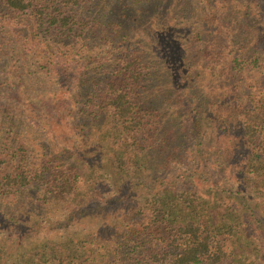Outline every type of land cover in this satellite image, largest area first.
<instances>
[{
  "label": "trees",
  "instance_id": "16d2710c",
  "mask_svg": "<svg viewBox=\"0 0 264 264\" xmlns=\"http://www.w3.org/2000/svg\"><path fill=\"white\" fill-rule=\"evenodd\" d=\"M33 189L109 229L28 264H264V0H0V198Z\"/></svg>",
  "mask_w": 264,
  "mask_h": 264
},
{
  "label": "rangeland",
  "instance_id": "374dc122",
  "mask_svg": "<svg viewBox=\"0 0 264 264\" xmlns=\"http://www.w3.org/2000/svg\"><path fill=\"white\" fill-rule=\"evenodd\" d=\"M62 134H66L69 138L73 137L75 142L79 138L77 137L78 133L76 131L72 133L62 131ZM91 142L96 145L95 139H92ZM76 143H78V141ZM93 149L97 148L93 147ZM93 158L95 161L100 162L101 160L99 157ZM191 173V169L184 164L181 166L176 165L165 170L164 178L167 180V184H172L179 181V179H175V175H180L179 178L183 180L186 175ZM183 174H185V176H183ZM135 177H137L138 183L143 184L144 181H148L144 178L138 179V176L127 179ZM127 179L120 180L115 184L111 180V190L120 197L119 203L113 207L114 212H116L119 205L120 209H123L130 203L134 204L140 202L147 196L145 194L146 188L144 185L138 184L137 188L129 189L127 186ZM108 182H110V180H108ZM44 194L45 193L42 191H35L33 189L25 193L24 196L16 197L15 201H12V198H0V264H28L32 260L40 262L42 257L47 259L53 254L54 244L52 245L51 254L47 253L44 255L46 252L45 246L49 242L54 243L61 240V237H68L73 234L84 235L94 231L98 232L99 229H109V224H105L104 221H100V218L93 216L88 220L84 215L78 214L75 219L70 221L69 212L57 210L52 205L46 203L47 201L39 200V196H43ZM203 206L204 212L206 213L211 209L212 204L207 203ZM249 212L252 214L250 210L245 213V218L248 222H250ZM252 216L255 220L257 219V213L252 214ZM259 220L260 223H264L263 217ZM263 231L264 229L259 230L261 233ZM43 262H45V260H43Z\"/></svg>",
  "mask_w": 264,
  "mask_h": 264
}]
</instances>
